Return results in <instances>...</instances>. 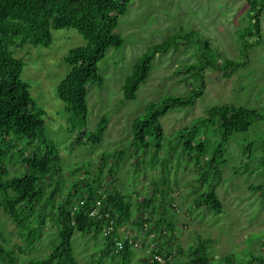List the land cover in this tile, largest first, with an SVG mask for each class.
<instances>
[{"label": "trees", "instance_id": "obj_1", "mask_svg": "<svg viewBox=\"0 0 264 264\" xmlns=\"http://www.w3.org/2000/svg\"><path fill=\"white\" fill-rule=\"evenodd\" d=\"M245 1L248 24L239 30L240 49L244 54L252 44L248 39L255 38L257 41L260 37L259 14L264 6V0ZM128 2L0 0V207L23 237L22 244H10L2 230L0 217V264H15L17 253L33 247L42 237V227L47 218L56 229L55 241L44 255L28 258L25 264H78L71 243L76 232L92 239L102 238V247L95 250L98 257L110 256L111 259H118L119 264H128L134 239L129 237L124 240L117 250L115 244L123 239L122 233H125L120 228L124 225L146 235L154 229L157 234L155 241L163 242L152 250L149 264H209L205 240L190 245L186 251L176 245L180 257L172 255L171 248L175 245L174 207L167 201L168 193L165 192L169 174L167 161L160 162L159 177L151 180L149 192L136 202L135 215L130 196L114 186L118 165L126 156L127 148L124 146L99 155V164L92 172L85 170L82 177H74L67 182L66 190L62 189L66 180L60 153L45 134L43 109L31 97L29 84L21 78L23 61L14 56L13 48L26 43L49 46L52 29L74 28L83 36L86 44L72 47L62 58L69 65V70L58 82L56 96L64 103V110L68 113L67 125L74 128L81 123L82 129L74 133L69 144H98L106 129L107 117L101 115L94 130L84 129L87 87L103 84L98 63L109 47L119 48L124 42L115 29L119 17L127 11ZM194 38L206 51L211 49L208 41L195 30L174 33L147 47L124 78L123 99L135 98L137 88L146 80L156 54L165 52L169 47L176 49ZM217 61L221 62V66L216 64ZM241 64L242 61L216 54L212 59L204 57L197 63L184 65L181 72L199 83L184 95L165 94L157 102L145 105L143 114L130 122L131 144L135 145L133 153L138 152L143 158L151 150L153 167L164 137L160 118L172 108H185L196 102L202 93L203 73L207 67L219 69L223 77H228ZM262 117L264 110L225 102L210 106L190 124L175 130V136L184 138L182 150L187 152L189 161L199 170L196 180L201 193L195 197L193 205L203 206L214 214L222 212V204L212 183L217 184L220 180V164L224 161L226 144L233 134L248 131ZM208 132L215 136L209 143L210 149L206 138L195 140L196 136H207ZM21 141L23 144L19 146ZM242 154L243 162L247 163L252 155L251 143L243 148ZM111 157L113 160L105 170ZM138 158L137 165L143 162H138ZM16 163L20 164L21 171L11 174V166ZM82 165L70 168V173L83 170ZM252 188L262 191L264 182ZM94 207H97L96 213L91 216L89 211ZM110 220L113 221V229L103 236L102 228ZM152 222L153 229H150ZM225 259L231 260L230 257ZM244 264H264V250L249 256Z\"/></svg>", "mask_w": 264, "mask_h": 264}, {"label": "rangeland", "instance_id": "obj_2", "mask_svg": "<svg viewBox=\"0 0 264 264\" xmlns=\"http://www.w3.org/2000/svg\"><path fill=\"white\" fill-rule=\"evenodd\" d=\"M245 0H129L127 11L119 17L115 32L123 38L119 47H109L99 61V72L103 84L87 87V114L84 129L94 130L100 116L107 117L106 129L98 144L83 143L72 146L69 142L77 130L82 129L79 122L74 128L66 123L68 113L64 103L56 96V86L69 70L63 62L64 55L75 46L86 44V40L74 28L52 29V42L49 46L24 44L13 48L14 56L23 61L21 78L29 84L31 97L43 109V122L47 138L54 142L60 156L63 176L67 182L74 177H82L84 171L92 172L99 164V155L116 148H127L126 156L118 165L114 186L130 196L133 215L136 202L149 192L151 180L159 177L160 162L167 161L168 185L167 201L173 205L175 258L180 257L177 246L183 251L199 240L208 244L209 264H244L251 255L264 250V189L254 190L252 186L264 182V117L257 120L243 133H235L226 144L223 162L220 164L221 177L212 185L222 204V212L214 214L203 206L193 205L201 188L197 185V166L193 165L182 150L184 138L175 136L180 127L190 124L205 113L212 105L231 102L249 108L264 110V6L259 14L260 37L248 40L252 44L246 54L241 52L239 30L248 24ZM195 30L210 45L206 51L194 38L179 45L169 47L158 53L146 80L139 84L133 100L122 97L124 78L131 72L133 62L152 44L159 43L174 33L183 34ZM242 61L243 64L230 76L223 77L219 69L207 67L203 73V89L196 102L188 107H175L164 114L160 121L164 130L161 149L153 161L151 150L143 158L133 153L130 136V122L143 114L149 102H157L162 95H184L199 81L181 72L184 65L197 63L204 57L213 55ZM244 54V55H243ZM216 64L221 66V62ZM208 140L207 147L215 139L196 136ZM252 144V155L243 162V148ZM23 142H19V146ZM138 162L136 164L137 156ZM113 157L109 158L104 169L109 168ZM159 161V163H158ZM84 166L76 174L70 168ZM12 173L21 171L16 163L11 166ZM48 210V209H47ZM1 226L10 244H22L23 237L11 219L0 207ZM155 218V216H152ZM152 218V219H153ZM154 223L150 225L153 229ZM55 227L46 219L42 227L41 239L34 246L17 253L15 264H25V260L44 255L55 241ZM154 230V229H153ZM149 235L124 225L120 228L122 237L133 238L132 254L128 264H149L152 250L161 245L155 241L156 232ZM102 238L92 239L88 235L73 234L72 251L78 264H119L110 256L98 257L95 250L102 247ZM177 245V246H176ZM154 253V252H153ZM225 257H230L227 261Z\"/></svg>", "mask_w": 264, "mask_h": 264}, {"label": "built area", "instance_id": "obj_3", "mask_svg": "<svg viewBox=\"0 0 264 264\" xmlns=\"http://www.w3.org/2000/svg\"><path fill=\"white\" fill-rule=\"evenodd\" d=\"M98 204H99V201L96 202V205H98ZM96 208L97 207L92 208L89 211V215H91V216L94 215L96 213ZM112 229H113V221L110 220L108 223H105L103 228H102L103 236L109 234ZM128 238H129L128 235H124L122 240H117L115 243L116 244V250L120 249L122 247V242Z\"/></svg>", "mask_w": 264, "mask_h": 264}]
</instances>
